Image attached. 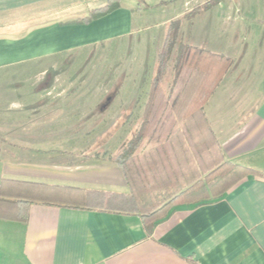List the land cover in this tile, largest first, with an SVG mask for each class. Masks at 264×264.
Listing matches in <instances>:
<instances>
[{"label":"crops","instance_id":"crops-1","mask_svg":"<svg viewBox=\"0 0 264 264\" xmlns=\"http://www.w3.org/2000/svg\"><path fill=\"white\" fill-rule=\"evenodd\" d=\"M116 1L88 24L46 13L0 23L2 80L6 70L103 49L150 7H173L166 28L179 21L152 97L125 91L116 104L115 86L0 88V264H264V0ZM212 1L184 18L188 6ZM62 2L58 14H66L68 0H0V18ZM182 46L202 53L190 52L178 69ZM144 124L156 130L153 145L145 137L144 161L156 176L128 182L116 159ZM207 165L220 169L205 198L143 218L162 193L208 175ZM231 167L245 172L236 178Z\"/></svg>","mask_w":264,"mask_h":264},{"label":"rangeland","instance_id":"rangeland-1","mask_svg":"<svg viewBox=\"0 0 264 264\" xmlns=\"http://www.w3.org/2000/svg\"><path fill=\"white\" fill-rule=\"evenodd\" d=\"M98 1L100 0H68L66 14H58L61 10L60 8L66 7V2L54 3L48 6L38 7L32 11H25L22 14H12L5 17V19L0 18V23L34 17L35 15H42L44 18V13H46V17L49 16L53 21H68L78 17L83 19L88 16L86 4H93ZM188 7L187 9L190 11L184 15V18L193 14L201 6ZM158 8L159 6L146 9V14L143 15V19L133 27L134 30L132 33L107 43L103 49H96L90 52L80 51L78 52L79 54L77 53L74 55L70 54L68 55V59L64 62H51L50 64L48 62H43L37 66H25L4 71L5 78L0 80V88L49 87L53 85L64 88H103L115 86L121 89V96L116 100V104L119 102L120 98L125 99V91L131 92L133 90H139L140 93L149 92L153 82L152 76L155 72L157 74L156 68L159 66V58L167 43L168 28H166L167 26H165L164 23L168 18H171L174 12L173 7L165 10ZM49 12L50 14L48 15ZM172 54L173 52L170 55ZM169 65L171 66V63ZM41 71L44 74L38 75ZM13 74H19V76L23 78H14L11 76ZM139 129L134 130L132 138L127 142L126 146H123L122 150H120L119 156L124 150L129 149L130 143L134 141ZM151 131L153 132L152 137L155 136V128L151 130H149V128L145 129V132L143 131V136L145 134H151ZM154 138L155 137L149 140L152 142L150 145L154 144ZM146 141V138L141 139L132 154V159L133 162H136L138 165L142 164V174H149L152 170L155 177L157 168L146 166L144 162L148 159L146 152L149 145L146 144ZM168 162L170 166L169 170L175 174L176 169L174 168L173 170L175 166H172L171 163L175 161L169 160ZM201 163H203V161L197 160L195 168L202 171L204 169L201 168ZM206 163L207 161L205 164ZM179 164L182 165L183 161ZM214 164H216V161H214ZM209 165L207 166L209 167ZM163 168L165 174L168 175V167L164 166ZM213 168L214 166L206 169H208L207 171L209 172L212 171ZM180 171L184 172L186 169H181ZM204 173L203 175H205ZM159 186L161 185H151L152 188Z\"/></svg>","mask_w":264,"mask_h":264},{"label":"trees","instance_id":"trees-1","mask_svg":"<svg viewBox=\"0 0 264 264\" xmlns=\"http://www.w3.org/2000/svg\"><path fill=\"white\" fill-rule=\"evenodd\" d=\"M215 3V1H212L208 3L207 5H204L200 8H198L193 14L189 15L187 18H190L191 16H194L195 14L199 13L201 10H205L206 8H209L212 6L211 4ZM118 7V3L116 0H108L106 5L99 9L91 10L88 13L87 17H84L83 19H77L71 23L73 24H88L93 20H96L98 18H101L102 16L110 13L111 11L115 10ZM156 7V6H155ZM153 8V7H150ZM179 29V21H175L170 23L168 27V34H167V43L166 47L164 48L163 52L160 55L159 58V67L157 71V76L155 79H153V82L151 84L150 88V96L155 95L157 91L160 90L161 85V79L164 76L165 73V67L166 63L168 61V58L171 54L172 48L174 47L176 43L177 38V32ZM190 52H199L202 53V51H199L197 49H193L187 46H182L178 51V58L176 61V67L179 69V67L183 66V59L189 54ZM148 124V123H147ZM150 124V123H149ZM148 124V125H149ZM145 129H147L146 124H144L137 133V136L135 137L134 141L130 143V147L127 150H124V152L121 153L119 157L116 159L117 166L121 169L122 173L124 174V177L129 182V179H135L139 181L140 175H142V164L138 165L136 162H133L132 154L135 151V148L141 141V139H145V137L150 140L151 136L149 134H145L143 136V131L145 132ZM176 130V129H175ZM175 130L171 131L172 133L175 132ZM151 135V134H150ZM153 138V137H152ZM155 140V138H154ZM152 140V141H154ZM233 170L235 169L236 172V178L240 176V174H243L245 172V169H240L237 167H231ZM220 169V168H219ZM218 166L215 167L212 171L209 172L208 175H206L203 179L198 180L196 183L192 184L189 188H187L185 191H182L177 194H165L162 193L161 200L156 208H154L152 211H150V214L148 216H143V218L147 217V221L150 222V220H156L158 218H161L170 202L174 201H180V202H191L196 201L202 198H205V192L206 188H209L212 184L210 177L216 176V173L219 172ZM204 180H207V183H204Z\"/></svg>","mask_w":264,"mask_h":264}]
</instances>
